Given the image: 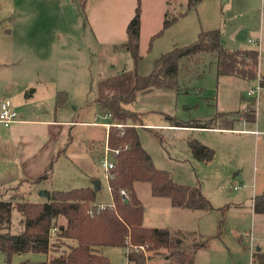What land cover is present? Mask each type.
<instances>
[{
    "label": "rangeland",
    "instance_id": "374dc122",
    "mask_svg": "<svg viewBox=\"0 0 264 264\" xmlns=\"http://www.w3.org/2000/svg\"><path fill=\"white\" fill-rule=\"evenodd\" d=\"M83 2L0 0L2 101L9 98L7 81L10 79H15V85L20 89L26 85L27 93H30V87L34 85L43 88L37 82L42 76L49 87L54 89L58 85L59 90L67 94L66 101L57 107L58 115H62L58 118L81 119L83 115L84 121L103 122L101 114L97 113V99L125 94L134 84L135 74H148L153 61L162 53L174 45L193 42L201 30L216 28L220 30L225 48L257 50L259 57L255 73L259 69L264 74V0H200L190 9L189 0ZM138 4L141 8V59L135 66L132 56L115 46L127 41L126 26ZM167 9L170 14L178 11L186 14L151 40L161 28ZM205 62V66L201 63L199 67L203 74L189 78L185 89L179 93L154 89L138 94L135 102L126 108L143 116L142 122L133 124L155 167L169 172L179 184L199 186L213 209L206 212L175 209L165 197L152 196L148 183L138 182L135 190L144 208L143 225L196 230L199 238L188 236L185 243L208 238L207 246L196 255L192 264H257L252 261V253L257 248L264 252V216H254L250 207L254 196L264 190V87H260L258 97H248V90L259 85L257 79L248 81L237 75L218 76L215 64L209 63L208 58ZM248 99L254 104H248L246 111L248 113L255 107L259 126L246 127L237 121L239 117L245 119L247 113L243 108ZM36 105L40 108L38 114L47 111L45 97ZM170 116L181 122L206 123L217 129H149L143 126L156 122L166 124ZM226 119L233 123L228 126L253 128L254 134L218 129L226 126ZM3 129L0 125V131ZM61 135L58 130L59 141L65 142L61 146L67 145L66 155H60L48 172L45 170L17 184L0 185V197L9 199L17 190H23L29 192L26 199L44 201L45 190L92 185L90 177L85 175L87 171L100 182L97 202H110L107 181L98 165L105 129L77 125L71 130L70 137ZM191 139L211 148L213 158L210 161L196 159L188 144ZM90 142H93L91 146ZM8 157L11 158V154L7 158L6 155L0 157L1 169H7ZM11 167L12 161L8 162V168ZM36 178L37 183L34 182ZM19 218V213L13 209L12 233L21 228ZM245 232L252 233L251 248L249 238L243 239ZM101 253L108 257L109 264H129L125 248L104 246ZM145 255L150 257L145 264H173L170 258L165 259L164 252H146ZM45 257L42 253L13 254L10 264L24 261L36 264ZM0 264H6L1 251Z\"/></svg>",
    "mask_w": 264,
    "mask_h": 264
},
{
    "label": "trees",
    "instance_id": "16d2710c",
    "mask_svg": "<svg viewBox=\"0 0 264 264\" xmlns=\"http://www.w3.org/2000/svg\"><path fill=\"white\" fill-rule=\"evenodd\" d=\"M199 1L189 0L188 8L195 7ZM81 3L84 4L83 0ZM185 14L181 11L170 14L167 9L161 28L150 39L162 35ZM140 26L141 8L138 4L126 26L127 41L115 46L116 49L127 51L135 66L141 59ZM258 57L259 52L254 49L225 48L217 28L201 30L193 42L174 45L157 57L148 74L136 73L134 84L125 94L97 99V113H109L112 120L120 123H140L142 117L126 108V105L135 102L138 94L158 88L179 93L185 89V82L189 78L203 74L199 67L201 63L206 65V58L209 63L215 64L218 76L237 75L242 79H256L254 67L258 64ZM259 84L264 87V75ZM65 100L66 93L59 92L55 106L58 107ZM250 103L248 99L243 110L245 113ZM255 114V107L248 110L246 121L254 122ZM167 118L169 126L212 127L206 123H185L175 117ZM154 136L157 134L154 133ZM107 139L112 148L118 149V154L114 158L113 177L107 181L111 199L103 208L100 207L102 203L96 200L97 190L93 186L45 190L44 201H30L26 199L28 191L17 189L15 196L9 199L0 197V251L5 255L6 264H10L13 254L22 253L44 254L45 259L36 264H109L108 257L101 253L104 246L125 248L129 264H145L150 258L145 255L146 252H164L165 259L170 258L173 264H192L196 251L207 246L208 238L185 243L186 237H196L193 232L144 226V208L137 196L135 184L148 183L152 196L168 198L172 207L210 211L213 206L201 188L179 184L169 172L155 167L150 155L142 147L135 127L127 126L123 131L113 128ZM188 144L196 159L210 161L213 158V150L208 146L195 139L189 140ZM49 169L50 166L47 172ZM37 181V178L34 179L35 183ZM121 190L125 191V196ZM13 209L20 215L21 228L16 233L11 232ZM253 211L264 214V191L254 196ZM140 247H144L145 252L140 251ZM252 261L264 264V252H253ZM21 264L30 263L24 261Z\"/></svg>",
    "mask_w": 264,
    "mask_h": 264
},
{
    "label": "crops",
    "instance_id": "0c3cea01",
    "mask_svg": "<svg viewBox=\"0 0 264 264\" xmlns=\"http://www.w3.org/2000/svg\"><path fill=\"white\" fill-rule=\"evenodd\" d=\"M246 49H249V48H246ZM257 70L259 71V69ZM261 75H264V74H261ZM244 80H247V79H244ZM37 82L41 83V86H43L44 90L42 87H38L34 85L33 87H30L32 88V91H30V93H27L26 85L23 86L22 89H20L18 88L19 87L18 85H15L17 83L15 79H10V81H7V84L9 86L8 88H10V92L8 93L9 98H7V100L11 102L12 106L17 111V121L12 123L8 127H4L2 125L5 129H3V131H0V157L3 158L4 155H6V158H7L8 154H11V158L10 157H8V159L5 158L7 169L0 168L1 170L0 171V185L1 186L5 185V183L6 184H12V183L17 184L23 179H31L33 177H36L39 174L43 173V171H45L47 167L51 166L52 163L55 160H57V158L60 155L62 154L66 155L67 145L66 147L61 146V145H64L65 142L62 141L63 142L62 143L61 141H59L58 130H61L62 132L61 136L66 137L67 135V137H70L71 130H73V128L77 125L99 126V125L93 124V122L95 121H86V120L84 121L83 115L81 116L76 115L78 117L80 116L81 119L77 117L76 118L71 117V119L58 118L62 115H58L59 112H57L58 110H57V107L55 106V103H56L57 97L59 96V92H64V91L59 90L58 85H56L54 89L49 87V85L46 83L47 80L42 76L38 78ZM43 97H45L47 101L48 108H47V111L43 112L42 114H38L39 113L38 109L40 108H37L36 104L40 103V101L43 100ZM66 99H67V94H66ZM0 101H2V99H0ZM33 109H35V111L31 112V110ZM237 121L239 124H242L243 126H246V127L247 125H255L256 127V126H259L260 124V119H259L258 114L257 115L255 114L254 122H248L246 121V119H243L241 117L237 118ZM224 122L226 126H222V128H218V129L254 134L255 130L253 128L234 129L231 126H228V125H232L233 123H231L230 121H227V119ZM168 124L169 123L164 124V123L156 122L153 124H150V123L143 124V126L145 125L147 126V128H150V127L151 128H162V127L163 128L165 127L174 128V126H169ZM186 129L187 130H197V129L212 130V129H217V128L215 126H212L211 128H186ZM60 150L63 152H60ZM83 156L87 160L88 156L86 155V153H84ZM10 161H12V167L8 168V162ZM85 175L87 177H90L89 178L91 180L90 182H93L94 180H98L95 177L90 176L89 172L87 171L85 172ZM86 186H92V185H86ZM161 198H164V197H161ZM165 199H168V198H165ZM175 209H184V208H175ZM250 209L252 210V212H254L253 205L250 207ZM187 210H190V209H187ZM197 211L206 212L204 210H197ZM255 215L264 216V214L254 213V216ZM166 228H168L169 230H180L181 229V228H176V227H166ZM182 230L193 232L194 235L199 238L196 230H186V229H182ZM246 238L247 237L243 236V239H246ZM202 249H205V248H202ZM202 249H199L196 251L194 255V259L196 258V255H198V253L202 251Z\"/></svg>",
    "mask_w": 264,
    "mask_h": 264
},
{
    "label": "built area",
    "instance_id": "2783aa9c",
    "mask_svg": "<svg viewBox=\"0 0 264 264\" xmlns=\"http://www.w3.org/2000/svg\"><path fill=\"white\" fill-rule=\"evenodd\" d=\"M257 81L259 84V80L262 77V75L260 74V72L257 70ZM260 84L256 87V88H251L250 90H248L247 92V96L248 97H258L259 94V89H260ZM101 119H103V122H98L95 121L93 122V124L102 126L105 131H106V136L104 139V144H103V149L101 151V153L99 154V158H98V165L100 166V168L102 169L103 173H104V178L106 179V181H108L109 179H111L113 177V173L112 170L114 169V158L115 156L118 154V149H114L112 148L109 143H108V134L110 133V131L113 128H118L121 129V131L124 130L125 127L127 126H134V124H127V123H120V122H116L114 120H112V117L109 113H103L100 115ZM15 121H17V111L14 109V107L12 106L11 102L9 100H3L0 102V124L3 125L4 127H8L9 125H11L12 123H14ZM121 194L123 196H125V191L121 190ZM101 208L104 207V204L100 205ZM244 237H248L249 238V247L251 248L252 245V233L249 232H245L244 233ZM138 251V250H136ZM140 251H144L145 252V248L144 247H140ZM164 264H168V263H164Z\"/></svg>",
    "mask_w": 264,
    "mask_h": 264
},
{
    "label": "water",
    "instance_id": "95a60500",
    "mask_svg": "<svg viewBox=\"0 0 264 264\" xmlns=\"http://www.w3.org/2000/svg\"><path fill=\"white\" fill-rule=\"evenodd\" d=\"M92 186H93L96 190H98L99 187H100V182H99V180H94V181L92 182ZM40 194H43V192H41Z\"/></svg>",
    "mask_w": 264,
    "mask_h": 264
}]
</instances>
